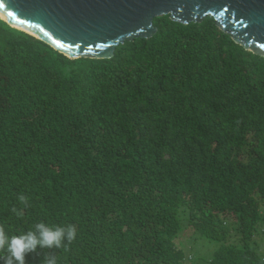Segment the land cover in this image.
<instances>
[{
    "label": "trees",
    "instance_id": "trees-1",
    "mask_svg": "<svg viewBox=\"0 0 264 264\" xmlns=\"http://www.w3.org/2000/svg\"><path fill=\"white\" fill-rule=\"evenodd\" d=\"M152 22L95 59L0 18V225L77 229L25 264H175L182 224L212 264H264V57L209 16Z\"/></svg>",
    "mask_w": 264,
    "mask_h": 264
},
{
    "label": "water",
    "instance_id": "water-1",
    "mask_svg": "<svg viewBox=\"0 0 264 264\" xmlns=\"http://www.w3.org/2000/svg\"><path fill=\"white\" fill-rule=\"evenodd\" d=\"M184 24L206 16L264 57V0H0V18L69 58H111L118 44L151 37L156 16Z\"/></svg>",
    "mask_w": 264,
    "mask_h": 264
},
{
    "label": "clouds",
    "instance_id": "clouds-1",
    "mask_svg": "<svg viewBox=\"0 0 264 264\" xmlns=\"http://www.w3.org/2000/svg\"><path fill=\"white\" fill-rule=\"evenodd\" d=\"M18 200L28 207L26 198L18 196ZM12 212L22 217L24 211L13 207ZM77 238V229L73 224L50 225L44 220L34 222L27 230L18 233L9 231L0 225V264H25L26 255L37 249H64ZM42 264H58L57 257L49 254Z\"/></svg>",
    "mask_w": 264,
    "mask_h": 264
},
{
    "label": "rangeland",
    "instance_id": "rangeland-1",
    "mask_svg": "<svg viewBox=\"0 0 264 264\" xmlns=\"http://www.w3.org/2000/svg\"><path fill=\"white\" fill-rule=\"evenodd\" d=\"M261 212L264 214V205L261 207ZM262 233L264 235V231ZM173 242L180 250V259L175 264H212L210 260L218 246L216 239L199 235L187 224L180 226ZM261 246L264 251V241H261Z\"/></svg>",
    "mask_w": 264,
    "mask_h": 264
}]
</instances>
